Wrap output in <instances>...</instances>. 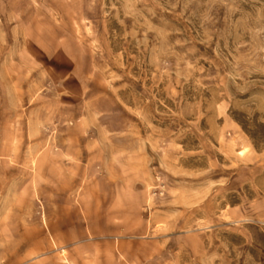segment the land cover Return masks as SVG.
Instances as JSON below:
<instances>
[{
  "label": "rangeland",
  "instance_id": "1",
  "mask_svg": "<svg viewBox=\"0 0 264 264\" xmlns=\"http://www.w3.org/2000/svg\"><path fill=\"white\" fill-rule=\"evenodd\" d=\"M45 141L121 207L51 205L122 218L79 264H264V0H0V264H48Z\"/></svg>",
  "mask_w": 264,
  "mask_h": 264
},
{
  "label": "crops",
  "instance_id": "2",
  "mask_svg": "<svg viewBox=\"0 0 264 264\" xmlns=\"http://www.w3.org/2000/svg\"><path fill=\"white\" fill-rule=\"evenodd\" d=\"M66 142L71 143L67 144V147H76L78 143L76 140ZM78 152L79 150L72 149L68 154H65V150L61 153L59 151L54 153L52 149L48 148L45 141V154L38 158V169L34 171L33 179L39 180L38 185L42 192V207L45 212L42 222L45 225V232H47V241L52 243L51 247L45 249V263L48 264L50 260H53L52 264H79L80 261H86L93 257L97 259L96 256L101 252L98 243H104L103 240L113 243V239L117 241L122 238L118 232H116L117 236L108 233V231H103L105 234L101 233V235L94 232L95 225L93 226V224L96 220L106 229H109L111 225L120 226L122 218L120 219V216L112 215V213H107L106 216L98 213L95 215L84 214L83 219L87 228V235L84 237L74 235L69 240H64L57 228L60 230L62 227L69 226L70 214H57V217L52 221L49 218L51 205L61 212L72 211L75 213L77 211V218L80 223H82V212L91 211L94 205L97 207L96 211L100 212L103 207L107 208L109 212L121 211V207L116 206L118 203L116 199L111 198L108 202L109 192L107 189L112 188V184L107 186L109 183L107 182V185L105 183L104 186H98L96 185L98 184L97 181H93L94 187H90V184L83 185L81 181L82 156ZM114 191L113 189L112 192ZM54 195L59 196V198H54ZM122 208L124 209V207ZM78 222L77 224H79ZM74 224H76V221ZM120 230H123V227Z\"/></svg>",
  "mask_w": 264,
  "mask_h": 264
}]
</instances>
